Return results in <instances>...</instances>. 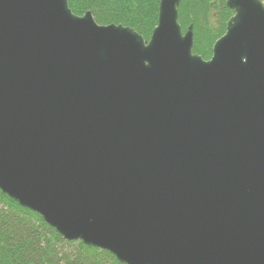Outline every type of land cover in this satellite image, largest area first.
Returning <instances> with one entry per match:
<instances>
[{
	"label": "water",
	"instance_id": "1",
	"mask_svg": "<svg viewBox=\"0 0 264 264\" xmlns=\"http://www.w3.org/2000/svg\"><path fill=\"white\" fill-rule=\"evenodd\" d=\"M180 0L149 40L67 0H0V190L123 264H264V2L210 59Z\"/></svg>",
	"mask_w": 264,
	"mask_h": 264
},
{
	"label": "trees",
	"instance_id": "2",
	"mask_svg": "<svg viewBox=\"0 0 264 264\" xmlns=\"http://www.w3.org/2000/svg\"><path fill=\"white\" fill-rule=\"evenodd\" d=\"M71 11H90L100 25L121 24L145 40L157 24L159 0H67ZM264 2V0H261ZM178 23L192 27V51L209 59L233 11L225 0H180ZM0 264H123L108 251L65 240L36 212L20 206L0 190Z\"/></svg>",
	"mask_w": 264,
	"mask_h": 264
},
{
	"label": "rangeland",
	"instance_id": "3",
	"mask_svg": "<svg viewBox=\"0 0 264 264\" xmlns=\"http://www.w3.org/2000/svg\"><path fill=\"white\" fill-rule=\"evenodd\" d=\"M183 32V31H182ZM185 32V31H184ZM204 59V58H203ZM210 59V58H209ZM205 60H208V59H205Z\"/></svg>",
	"mask_w": 264,
	"mask_h": 264
}]
</instances>
